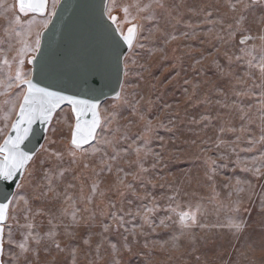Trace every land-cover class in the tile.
Masks as SVG:
<instances>
[{
    "label": "snow or ice",
    "instance_id": "snow-or-ice-1",
    "mask_svg": "<svg viewBox=\"0 0 264 264\" xmlns=\"http://www.w3.org/2000/svg\"><path fill=\"white\" fill-rule=\"evenodd\" d=\"M59 4L60 0H52L49 11V0H14V3L5 9L12 12V18L9 20L12 30H15V26H20L21 20L27 16H39L44 22L36 32L34 46L25 43L23 48L17 50L14 75L0 81V84L8 89H15L6 94L9 99H6L5 104H11V108L7 109L3 117L7 120L14 110L15 118L10 126L5 125L8 134L3 135L0 142V264H79L77 253L81 249L71 247L70 244L62 246L57 238L58 225L53 221L60 217L71 218V223L64 225L62 233L69 241L79 239L83 245H89L90 239H84V233L99 229L96 232L100 237L96 244L97 258L102 245L107 241L106 234L115 231L122 236V243L109 242L112 258L107 264H120L116 257L121 254V249L125 253L139 254L133 252L132 242L129 241V236L135 240L138 227L143 229L147 226L153 230L155 227H168L164 220L160 221V225L154 226V214L160 210L157 200L152 199L150 204L141 203L133 213L124 207L118 209L117 201H113L111 196L117 197L121 202L127 201L128 204H131L133 199L143 202L148 198L150 194L146 187L152 181L149 179L150 170L145 164L149 158L152 160V169L165 158L169 161L179 159L174 153L165 157L164 151H155L152 148L158 131L163 129L169 133L173 144L186 131H191L181 127L183 120L177 124L167 116V110L172 107L170 104L159 106L151 99L156 84L150 85L147 96L143 94L138 82L135 85L130 84V77L133 75L141 79L143 77V72L135 73V68L147 70L146 65L139 63L140 59H143L139 50L146 51L150 56L164 52L163 48H150L141 42L143 25L140 21L155 23L154 29L150 30L145 40L162 39L165 44L172 43L177 40V36L162 28L156 17L164 19L167 16L175 19L173 14L181 7L202 18L203 23L208 26L206 35L209 37L222 40L226 44L239 38L238 42L232 45L237 47L240 53L235 56V60H246L250 69L259 72V83L254 82L238 91L234 87L229 89L235 91V95L244 97H251L259 90V96L256 97L259 104V138L250 136L247 140L250 147H240L243 134L248 132V124L253 122L255 113L246 112L239 104H221L222 108H232L242 123L239 129L231 120L221 124L215 137H208L212 140L213 147L201 151L207 153L219 150L225 143L221 134L226 131H239L241 135L230 141L232 151L237 156L231 163L239 166L241 172H250L256 180L264 181V0H202L195 6L187 3V0H180L179 3L173 0L171 4L168 0H149L148 3L143 0H104L99 6L98 28L93 36V53L82 64L73 67L71 76L67 75L68 69L64 64L39 59L36 55L41 51L40 38L51 23V17L56 14ZM117 10L122 14V19L114 15ZM176 23L179 24L180 20L177 19ZM218 27L219 32H224V36H220ZM27 30L31 32V24L27 25ZM181 35L187 38L189 32L185 31ZM191 35L195 37V31ZM25 52L31 53L27 64L37 65L34 74L31 71H23L25 60L20 57ZM224 55L228 61L227 65L218 62L217 53H212L208 60L210 66L218 73L217 81L212 87L220 92L224 91L225 82L233 76L226 69L231 67L234 54L230 55L226 51ZM3 63L7 65L9 61L5 59ZM196 64L201 65V60H197ZM172 67L175 70L176 65L173 64ZM252 75L256 76V71H253ZM165 80L168 81L167 85H164ZM184 83L192 88L187 102L195 100V104H192L194 113L188 114L191 116L188 123L201 125L203 129L213 127L214 117L211 113L197 110L209 103L207 96L203 100L196 99L202 85L187 79ZM67 84H71L75 90L70 91ZM159 84L168 87L172 81L165 76ZM109 93L112 94L110 100L104 101L108 107H102L101 98L107 97ZM157 111L165 112L164 119L155 116ZM125 112L128 113L127 116L124 115ZM35 125L41 127L36 128ZM3 133L4 129H0V134ZM34 140L39 147L33 144ZM41 140L44 142L40 143ZM161 140V149L166 150L167 145L163 143V138ZM188 142L186 138L185 143ZM190 143L195 145L196 141L192 140ZM29 144L33 146L29 148ZM257 145L261 151L259 158L254 157L250 161L241 159L240 153L251 152ZM66 159L70 164L76 165V170L63 167ZM226 159V156L221 155L215 159L207 155L204 157L205 176L212 182L213 192L217 171L229 166L228 163L218 161ZM69 172H72V180L67 179ZM73 181L79 182L78 191ZM152 186L156 187L155 184ZM160 187L163 188L164 185L161 184ZM225 187H231L237 192L246 191L239 179L234 185ZM138 188H145L143 195H139ZM250 188L251 185L249 190ZM174 192L178 193L179 189H174ZM166 200L169 207L165 211L171 213L168 219L178 222L181 226L180 234L172 237L171 248L167 250H178V242L182 238L194 244L196 237L186 229L193 226L204 227L199 223L197 213L183 209L177 212L176 208L181 206L176 204L175 194L167 196ZM57 202L60 204L59 217L51 213ZM232 203L235 211L239 212L241 201ZM79 204L84 205L83 209L77 206ZM105 204L107 211L102 207ZM173 204L176 207H172ZM245 211L255 214L254 220L249 217L253 224L242 217H232L220 227L226 228L235 239L246 236L252 242L248 247L249 252L258 248L264 253V230L257 231L254 227V224H259L261 229H264V195L259 199L258 210L246 208ZM46 214H51L48 220L50 227L41 235L36 218ZM98 215L102 218L98 219ZM137 217L142 220L139 225L135 224ZM108 218L112 223L107 222ZM129 224L132 227H129ZM140 234L143 235V232ZM199 239L206 250L202 253L203 259L201 256L196 257L195 264H223L215 251V233L205 231ZM161 247L163 248V245ZM144 255L148 259L143 264H153L151 253ZM241 256L247 258L246 253L242 252ZM88 264L95 262L88 261Z\"/></svg>",
    "mask_w": 264,
    "mask_h": 264
},
{
    "label": "rangeland",
    "instance_id": "rangeland-1",
    "mask_svg": "<svg viewBox=\"0 0 264 264\" xmlns=\"http://www.w3.org/2000/svg\"><path fill=\"white\" fill-rule=\"evenodd\" d=\"M144 3H148L149 0H143ZM179 3L180 0H175ZM202 0H187V3L197 5ZM206 2V0H203ZM14 3V0H0V81H5L9 77L13 76L16 70L15 59L17 56V50L25 46V43L34 46L36 39V32L40 30L43 25V18L36 16L24 17L20 26H15V30L9 25V20L12 18L11 10L5 11L10 5ZM52 0H49V11H51ZM168 3H173V0H168ZM159 11V10H157ZM122 19V14L119 10L114 12ZM175 19L165 16L161 19L159 16L156 17V21L159 22L162 28H166L168 31L173 32L177 36V40L172 43L165 44L162 39L156 40H145L144 38L149 35L150 30H153L155 23L153 21L141 20L140 23L143 25L141 32V42L145 43L150 48H163L164 52L156 53L154 55H148L146 51H141L143 59H140L139 63L146 65L147 70L141 68H135V73L143 72L142 79L136 75L130 77V84L135 85L137 82L143 89V94L148 95L150 85L156 84L157 87L154 90L151 99L156 101V104L162 106L167 103L172 107L167 110V116L174 119L177 124H180L181 120L184 121L181 124L182 128L191 129L186 131L184 135H181L179 139L173 144L170 140V134L165 132L163 129L158 131V137L152 143V148L155 151H164L165 157L169 153H174L179 157L175 161H169L168 159L162 160L159 165L155 168H151L152 160L149 158L145 167L150 170L149 179L152 183L147 184L146 190L150 194L143 202L140 200L133 199L131 204L127 201H118L117 197L111 196L113 201H117V208L124 207L130 209L133 213L136 212L137 208L141 203H149L152 199H155L160 204V210L154 214V226L160 225V221L164 220L168 227H155V230L144 226L143 229L139 227L136 229L137 235L135 240L129 236V241L132 242L133 252L139 253L134 255L132 253H125L122 249L121 254L116 257L120 260V264H143L148 259L144 253H151V260L153 264H195L196 257L201 256L206 250L202 241L199 237L205 231H212L215 233V251L218 253V259L223 261V264H264V253L258 248L254 252H249L248 247L252 243L247 239L246 236L240 239H235L227 231L226 228H221L220 225L226 224L232 217H242L244 220L253 224L255 214L245 209H256L259 207V199L264 195V181L256 180L250 172H241L240 167L231 163L237 159L236 153L232 151L230 141H234L237 135H241L239 131L236 133L224 132L221 134L225 143L219 150L209 151L207 153L201 151L204 148H212V140L208 137H215L218 132V128L221 124H226L230 121L232 124L239 129L241 121L239 120L238 114H234L233 109L230 107L222 108L221 104L233 105L239 104L240 107L244 108L248 113H255V117L251 124H248V132L243 134V142L240 143V147L248 148L250 145L247 144V140L250 136L259 138V104L256 101V97L259 96V90L255 91L251 97L237 96L235 91H230L233 87L235 90H240L247 86L252 85L254 82L259 83L257 79L259 72L258 70L250 69L246 60L236 61L235 56L240 55L238 48L232 45L236 44L237 41H232L230 44L224 43V41L209 37L207 33V25L202 21V18L192 15L184 7H181L177 12L173 14ZM183 17V19H180ZM179 19L180 23L177 24L176 20ZM32 25V30H27V25ZM189 32V36L184 38L181 33ZM195 31L196 35L193 37L191 34ZM219 32V27L217 28ZM19 33V35H17ZM220 36H224V32H219ZM159 36V34H156ZM225 39H227L225 37ZM259 43L258 41L256 42ZM214 45V46H213ZM233 55V63L230 68L226 69L230 71L233 76L225 82V88L223 92L215 90L212 85L217 81L218 73L217 70L210 66L208 60L211 58L212 53L218 54V62L222 65H227L228 61L225 52ZM30 52H25L21 59L25 60V64L22 66L23 71H31L30 65L27 64V58ZM208 58V59H203ZM8 60L9 64H4V60ZM201 60V65H197L196 61ZM173 64L176 65L173 70ZM256 71L257 75L253 76L252 72ZM177 72L179 76H177ZM167 76L171 81V86L165 87L159 84V81ZM189 80L192 83H199L202 85L200 91L197 94L196 99L203 100L205 96L208 97L209 103L204 104L199 109L200 112H210L214 117L212 123L213 127L203 129L201 125H191L188 120L193 114L194 109L192 104H195V100L191 103L187 102V97L192 94L191 85H186L185 80ZM168 81H164V85H167ZM187 88V92H185ZM15 91V89H8L5 85L0 84V129H4V133L0 134V142H2L3 135L8 133L5 125H11L12 120L15 118L14 110L11 116H8L7 120L3 117L6 114L7 109L11 108V104H5L6 99L9 97L7 93ZM15 99V97H11ZM217 101H220L218 104ZM19 101L17 100V107ZM102 107H108L107 104L103 103ZM128 115L127 112L124 113ZM155 116L164 119L165 112L157 111ZM155 116L153 119L155 121ZM199 118L198 116L196 117ZM167 123V120H165ZM246 123V121L244 122ZM167 145V149H161V143ZM189 141L185 143V139ZM195 140L196 144L192 145L190 141ZM204 141V143H201ZM259 145L252 148L251 152H242L240 157L242 160L250 161L252 158H259L261 151H259ZM211 156L216 158L218 155L226 156V160L218 161L219 163H228V167L221 168L215 175V192H213L212 182H209L205 176L206 164L204 157ZM199 157V158H198ZM242 166V165H241ZM64 168H70L76 170V165L70 164V161L66 159L63 163ZM68 180H72V172L68 173ZM242 181V186L246 189L244 192H237L231 187H225V185H234L236 180ZM77 185V191L79 189V182L73 181ZM155 184L154 188L152 185ZM164 187L161 188L160 185ZM249 185L251 188L249 190ZM174 189H179V192H174ZM145 188H138L139 195H143ZM176 195V204L181 207L176 208L179 212L181 209L184 211L196 212L199 223L204 225L203 228L199 226H193L186 231L191 232L196 237V242L190 244L183 238L178 242L179 249L168 251L171 248L170 241L173 236L180 234V224L174 222V220L168 219L171 213H167L165 210L169 207L166 200L167 196ZM214 197V198H213ZM240 200L242 207L240 211H235V206L232 202ZM255 203H252V201ZM83 209L84 205H77ZM60 207L59 202L56 203L55 207H52L51 213H55L59 217L58 208ZM104 210L107 211L106 204L102 205ZM172 207H176L175 204ZM253 217L250 220L249 217ZM51 218V214L39 216L36 218L37 224L40 225L39 231L41 235L48 230L50 225L48 220ZM98 219H101L98 215ZM131 221L132 218L128 217ZM108 223H112L111 219H107ZM10 223H15L10 221ZM54 224L58 225L56 231L58 232V239L62 246L64 244H70L71 247H78L81 249L78 251L79 264H88V261H94L95 264H107L112 257L110 243H116L117 241L123 242L122 236L118 235L113 231L112 233L106 234L107 241L102 245L99 258H97L96 244L100 241V237L96 234L99 229L94 230L91 233H84V239H90L89 245H83L82 240L69 241L65 238L62 233L64 231V225L71 223V218L60 217L53 221ZM142 223L139 217L136 218L135 224L139 225ZM212 226H216L213 228ZM115 228V226H113ZM129 227H132L129 224ZM257 231L261 229L259 224H254ZM71 230V229H69ZM123 232V230H120ZM141 231L143 235H141ZM110 242V243H109ZM147 245V247H145ZM163 245V248L161 247ZM119 248V244L117 245ZM195 249V250H194ZM85 252L87 255H85ZM246 253L245 256H241V253ZM7 259V257H5Z\"/></svg>",
    "mask_w": 264,
    "mask_h": 264
},
{
    "label": "water",
    "instance_id": "water-1",
    "mask_svg": "<svg viewBox=\"0 0 264 264\" xmlns=\"http://www.w3.org/2000/svg\"><path fill=\"white\" fill-rule=\"evenodd\" d=\"M103 2L104 0H60L56 14L51 17V23L40 38L41 51L36 53L37 57L64 64L68 69L67 75L71 76L73 67L82 64L93 53L95 46L93 36L98 28L99 6ZM104 23L107 24V21ZM30 67L34 74L36 63ZM67 87L70 91L75 90L71 84H67ZM111 95L109 93L107 97H102L101 103L110 100ZM33 144H29L28 147L31 148ZM35 146L39 147L38 144Z\"/></svg>",
    "mask_w": 264,
    "mask_h": 264
}]
</instances>
